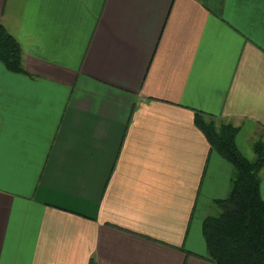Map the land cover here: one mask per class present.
Returning a JSON list of instances; mask_svg holds the SVG:
<instances>
[{"label":"crops","instance_id":"1","mask_svg":"<svg viewBox=\"0 0 264 264\" xmlns=\"http://www.w3.org/2000/svg\"><path fill=\"white\" fill-rule=\"evenodd\" d=\"M0 23L31 74L0 62V264H214L232 165L194 117L251 159L264 0H0Z\"/></svg>","mask_w":264,"mask_h":264},{"label":"trees","instance_id":"2","mask_svg":"<svg viewBox=\"0 0 264 264\" xmlns=\"http://www.w3.org/2000/svg\"><path fill=\"white\" fill-rule=\"evenodd\" d=\"M0 62L10 72L31 76L23 66L19 43L1 23ZM194 123L233 169L226 197L214 201L218 211L202 222L205 258L214 264H264V199L259 176L264 142H255L254 158L247 159L235 142L238 126L201 112L195 113Z\"/></svg>","mask_w":264,"mask_h":264},{"label":"rangeland","instance_id":"3","mask_svg":"<svg viewBox=\"0 0 264 264\" xmlns=\"http://www.w3.org/2000/svg\"><path fill=\"white\" fill-rule=\"evenodd\" d=\"M261 135V134H260ZM262 137H261V139H258V140H253V139H249V141L247 142V145L250 147V149L252 150V154H254V151H253V145L255 144V142H258V141H262V142H264V137H263V135H261ZM250 155L249 157H251V159L252 158H254V155ZM262 170H264V167L262 168ZM232 171H233V169H232ZM231 175H232V172H231ZM215 211H218L217 210V207H216V209H211L210 210V214H214V213H216Z\"/></svg>","mask_w":264,"mask_h":264}]
</instances>
